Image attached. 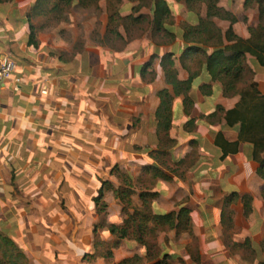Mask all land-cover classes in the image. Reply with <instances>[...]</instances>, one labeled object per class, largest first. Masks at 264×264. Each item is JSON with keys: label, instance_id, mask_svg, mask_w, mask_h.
<instances>
[{"label": "crops", "instance_id": "0c3cea01", "mask_svg": "<svg viewBox=\"0 0 264 264\" xmlns=\"http://www.w3.org/2000/svg\"><path fill=\"white\" fill-rule=\"evenodd\" d=\"M121 1V15L129 14L135 3ZM32 2L0 3V57L15 61L13 76L21 80L17 86L0 80V231L19 245L29 264H117L133 256L146 264L147 234L161 257L168 255L166 264H264V177L257 172L253 145L240 138L239 124L225 118L239 94L224 96L220 82L201 71L188 92V111L183 96L173 95L169 136L175 145L167 155L160 154L159 90L173 93L164 79L162 56L172 52L177 78L189 77L180 61L182 33L196 21L185 3L166 0L175 21L172 43L156 45L147 27L117 48L101 42L108 22L101 3L99 18L71 22L69 40L52 30L35 33L36 44H29ZM243 2L218 0L236 16ZM140 11L151 14L148 6ZM205 13L203 8L201 17ZM247 18L232 25L242 39L250 36L248 26L258 24L253 8ZM96 21L99 35L93 37ZM215 22L223 32L229 26L221 19ZM79 24L88 27L74 31ZM119 32L126 38L122 27ZM80 39L82 44H76ZM250 57L264 95V66ZM203 84L210 85V94L201 91ZM216 105L224 114L212 119ZM218 134L235 150L224 153ZM149 166L159 167L168 178L153 176ZM121 186L133 190L127 210L114 194ZM147 192L155 193L149 205L140 197ZM233 193L232 220L226 226L225 202ZM180 208L187 209L189 219L181 229L155 228L146 219ZM134 213L140 219L127 236L109 231Z\"/></svg>", "mask_w": 264, "mask_h": 264}, {"label": "trees", "instance_id": "16d2710c", "mask_svg": "<svg viewBox=\"0 0 264 264\" xmlns=\"http://www.w3.org/2000/svg\"><path fill=\"white\" fill-rule=\"evenodd\" d=\"M8 0H0L5 2ZM132 1V0H129ZM184 2L189 15L196 21L182 33V40L185 48L180 56L181 64L189 70V77L186 80L177 78V70L172 60V52L165 53L160 65L163 69L164 79L172 86L173 93L168 88L159 90V104L155 111L156 134L158 146L162 156L168 154V150L175 145V140L170 138L169 129L171 128L172 101L173 95L183 96V106L185 111L191 108L192 100L188 94L194 79L201 73L207 72L210 79L218 81L221 84L224 96L233 93L239 94V101L236 106L226 111L225 118L229 124H239V135L244 141L253 145V155L258 160L257 172L264 177V95L258 90L257 83L253 79V71L247 62V55H253L257 62L264 66V0H244V8H248L253 2L257 3L259 22L255 29L250 30V36L247 39L238 37L231 29L225 34L215 24L213 18L228 17L229 12L219 6L218 0H176ZM100 0H33L30 10L27 13L29 23V44H36L35 29L31 23V18L35 16H51L54 13H62L65 7L72 3H77L82 7L94 6L98 9ZM120 0H108L107 12L108 22L105 37L110 40H120L125 44L132 39L131 29L139 27L142 23L150 27L152 41L156 45H165L172 43L176 38L173 29L174 17L166 0H148L146 6L150 8L151 14L135 13L139 6H133L131 12L121 15L117 5ZM143 6V5H141ZM205 8V17H201V11ZM231 18V17H230ZM234 21V18H231ZM122 25L126 31L127 37L124 38L119 32V26ZM145 29V28H144ZM224 37L232 39L233 43L229 46L224 45ZM150 62L144 64L147 67ZM194 69H193V68ZM201 91L205 94L211 93V87L208 84L201 85ZM224 114V108L216 105L215 110L210 114L212 119H219ZM192 120H188L186 125H191ZM188 125V126H189ZM216 142L222 147L224 153L235 150V144L227 143L220 134L217 135ZM154 156V154H152ZM147 172L153 176L168 178L165 172L159 167L149 166ZM132 189L129 186H121L114 189L115 197L122 204V209L127 210L130 207V195ZM155 196V193H141L140 197L146 204H150L149 197ZM236 194L225 202L227 216L223 220L224 224L230 225L232 220V211L229 209ZM102 189L99 196L95 198L96 203H100ZM104 204L101 205L103 207ZM244 208L249 209V200L244 201ZM102 209V208H101ZM187 209L180 208L176 211H169L164 214H149L146 219L149 220L155 228H176L181 229L188 225ZM138 214L134 213L131 218L125 220L122 226L110 225L109 231L125 237L129 234L131 224L138 221ZM145 220V219H144ZM141 226V225H139ZM146 246V264H166L168 255L161 257L159 247L156 243L145 242ZM109 251L106 257L109 256ZM138 256L124 259L117 264H133L140 262ZM0 264H28L25 253L19 245L9 236L0 231Z\"/></svg>", "mask_w": 264, "mask_h": 264}, {"label": "rangeland", "instance_id": "374dc122", "mask_svg": "<svg viewBox=\"0 0 264 264\" xmlns=\"http://www.w3.org/2000/svg\"><path fill=\"white\" fill-rule=\"evenodd\" d=\"M8 1H10V0H8ZM132 1L135 3V5H133V6H136V7L139 6V9L135 13V15H137L139 12H141L140 11L141 8H142L141 5L146 6L147 3H148V0H132ZM121 2L122 1L120 0V3L117 5V8L118 9H120ZM100 3L105 5L106 12H107L108 0H100L99 6H100ZM251 8H253L254 10H256L257 16H258V22H259L258 6H257V3L256 2L251 3L249 5V7L246 8V9L244 8V2H243V11H242V13L239 16H236L233 12L228 11L229 12V16L228 17L213 18V21L215 22V19H221V20H224V21L229 22L228 28L224 32L222 31L223 34H225V32L228 29H231L233 31V33H235L234 30H233V27H232L233 23H235L237 21V19H239V20L243 21L244 23H246L247 22V19H248L247 18V12ZM101 12H102L101 6L98 9H96L94 6L82 7L79 4H77V3H72L69 6L65 7V9L63 10V12L60 13V14L59 13L58 14L57 13H54L53 15L46 16V17L45 16H42V15L41 16L40 15L39 16H35V17H32L31 18V22L34 19H37V18L39 19L38 25L34 26L35 27V33L36 34L42 33L44 35H49L52 32V30H55L62 37L64 36V37L67 38V40H69L70 36L73 34V31H72L73 28L71 29V26H72V23L71 22H79L80 19L83 18V17L85 19H89V18H99L100 15H101ZM107 15H108V12H107ZM74 17H76L78 19H75ZM230 17L231 18H234V21L233 22L231 21V18ZM96 23L97 24H96V26H94V28L92 30V33H91V36H93V37H96L97 34H98V28H99V25H100V21H96ZM215 24L218 26V24L216 22H215ZM139 26L141 27V30H138L139 27L137 28L136 26L133 27L130 30L131 31V35L133 36V38L135 36H138L143 30L146 29V25L143 24V23L141 25H139ZM86 27H88V26H84V25L81 26L79 24L77 26V30H74V31L80 33V31L85 30ZM120 27H122V25H120L118 28H120ZM219 28L221 29V27H219ZM122 29H123V27H122ZM250 30H253V28H251L250 26H248L249 33H250ZM124 32L126 34V31L125 30H124ZM108 37H109V35H108ZM108 37H105V35H104L103 39H101V42L103 41V43H105V44H107L109 46H112V47H117V48L118 47H121L123 45V43L120 40H110V39H107ZM126 37H127V34H126ZM223 41H224V45H227V46H229L230 44L233 43L232 39H230L228 37H227V39L224 37ZM76 44H78V45L79 44H82V40L81 39L79 41L77 40ZM249 56L253 57L254 58V62L257 63V60H256V58L253 55H249ZM250 60H252V58ZM247 62H248L249 67L251 68V65L249 63L248 58H247ZM252 71H253V74H254L253 79H255V71L253 69H252ZM261 72L263 74L264 71L261 70ZM146 240H147L148 244L149 243H151V244L152 243H155V241H153V237L149 236L148 234H147V239ZM165 262H168L167 259L165 260ZM28 264H29V260H28ZM133 264H140V262H136V263H133Z\"/></svg>", "mask_w": 264, "mask_h": 264}, {"label": "built area", "instance_id": "2783aa9c", "mask_svg": "<svg viewBox=\"0 0 264 264\" xmlns=\"http://www.w3.org/2000/svg\"><path fill=\"white\" fill-rule=\"evenodd\" d=\"M16 70V63L9 57H0V80L7 81L13 80L15 86H17L21 80L19 77H14L13 74ZM42 93H46L45 89L41 90Z\"/></svg>", "mask_w": 264, "mask_h": 264}]
</instances>
